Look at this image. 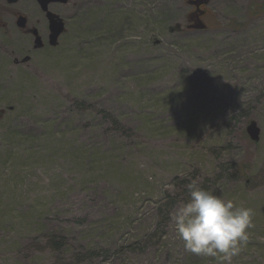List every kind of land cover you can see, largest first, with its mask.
Returning <instances> with one entry per match:
<instances>
[{
    "label": "rangeland",
    "instance_id": "rangeland-1",
    "mask_svg": "<svg viewBox=\"0 0 264 264\" xmlns=\"http://www.w3.org/2000/svg\"><path fill=\"white\" fill-rule=\"evenodd\" d=\"M206 3L68 0L37 50L0 3V264H218L172 226L189 182L252 210L232 264H264V0Z\"/></svg>",
    "mask_w": 264,
    "mask_h": 264
},
{
    "label": "clouds",
    "instance_id": "clouds-1",
    "mask_svg": "<svg viewBox=\"0 0 264 264\" xmlns=\"http://www.w3.org/2000/svg\"><path fill=\"white\" fill-rule=\"evenodd\" d=\"M188 198L171 213L176 236L190 254L232 264L248 240L252 210L226 201L194 182L186 186Z\"/></svg>",
    "mask_w": 264,
    "mask_h": 264
},
{
    "label": "flooded vegetation",
    "instance_id": "flooded-vegetation-1",
    "mask_svg": "<svg viewBox=\"0 0 264 264\" xmlns=\"http://www.w3.org/2000/svg\"><path fill=\"white\" fill-rule=\"evenodd\" d=\"M188 1L190 2L191 8L187 12V25L197 23L199 20L203 21L204 16L208 13L206 3L207 0ZM20 2L22 3L21 6L26 8V10L27 8H29V12H25L26 15H23L24 20L18 21L20 13L18 11H15L10 22L12 26H14L17 33H20L24 37H26V48L28 50H37L49 46H56L59 42L60 36L65 32L66 28L64 16L61 15L59 10L60 8H62L61 6H64L66 3L51 1L47 4L48 10L58 14L64 21V30L58 35L56 44L52 45L50 20L47 16L46 11L42 8L37 0H16L12 3H8L7 0H0V3H3L4 5H16ZM5 25L6 22L0 19V26ZM36 44H38V47H35Z\"/></svg>",
    "mask_w": 264,
    "mask_h": 264
},
{
    "label": "water",
    "instance_id": "water-1",
    "mask_svg": "<svg viewBox=\"0 0 264 264\" xmlns=\"http://www.w3.org/2000/svg\"><path fill=\"white\" fill-rule=\"evenodd\" d=\"M16 0H7V2L12 3ZM42 6V8L44 10H46V4L49 1H60V2H66V0H38ZM47 16L50 20V30H51V39H52V45L56 44V39L58 37V35L63 31L64 29V23L62 22V20L58 17L57 14L52 13L51 11H47ZM18 21H22L24 20L23 16H19ZM195 27L197 28H203L204 24L199 22L195 25ZM37 46V44H36ZM27 59V58H25ZM246 132L248 134V136L250 137V139L252 140H258L259 139V128L256 124V122L254 120H251L248 122L247 126H246Z\"/></svg>",
    "mask_w": 264,
    "mask_h": 264
}]
</instances>
